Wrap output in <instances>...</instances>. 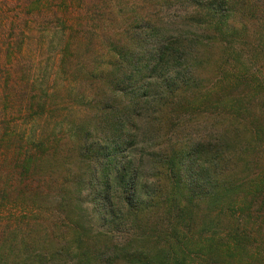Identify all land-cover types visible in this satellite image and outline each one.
<instances>
[{"label":"trees","instance_id":"obj_1","mask_svg":"<svg viewBox=\"0 0 264 264\" xmlns=\"http://www.w3.org/2000/svg\"><path fill=\"white\" fill-rule=\"evenodd\" d=\"M232 2L239 11L249 5L0 0V117L15 122L0 126V200L25 214L0 243V264H59L51 262L66 254L64 237L53 236V252L49 240L40 246L51 228L76 245V264H169L170 249L137 244V234H123L125 243L106 235L92 249V218L79 207L88 192L101 199L96 208L105 221L117 202L136 221L157 198L174 227L191 228L198 209L209 205L225 210L223 192L236 194L245 184L246 171L237 165L246 148L242 134L238 128L193 133L196 121L186 115L206 69L202 54L221 42L216 37L236 12ZM30 208L53 217L40 215L35 224ZM190 228L192 234L177 228L173 234L182 253L190 246L217 250L204 244L202 226ZM237 248L226 246L229 257Z\"/></svg>","mask_w":264,"mask_h":264},{"label":"rangeland","instance_id":"obj_2","mask_svg":"<svg viewBox=\"0 0 264 264\" xmlns=\"http://www.w3.org/2000/svg\"><path fill=\"white\" fill-rule=\"evenodd\" d=\"M248 4V7L239 11L240 6L231 3L230 6L233 5L236 12H232L233 15L224 24V32L216 37L217 41L221 39V42L204 50L202 56L207 65L203 80L201 85H198L199 89L192 91L188 98L190 101L189 114L186 116L196 121L193 123V133L205 132V129H220L225 132L228 129L235 131V128H238L239 133L242 134L240 144L243 148L246 147L237 164L243 166L242 171H246L242 174L246 177L245 184L236 194L230 191L223 192L225 200L223 203H228L225 205L227 206L225 210L211 205L198 209L197 215L200 219H196V223L191 227L196 229L202 226L199 230V233H204L201 236L204 240L202 241L204 244L216 245L217 250L205 254V252L191 250L190 246L183 251L187 256L185 262H182L183 253L178 248L181 244L173 234L176 233L175 228L182 233L190 232L191 234L192 229L188 227L190 231L182 224L176 227L172 224L168 225L167 222L171 220L170 213L166 212V205L163 202L162 206L159 204V198L155 201L156 205L146 210L144 214H139L136 221H131L133 218L131 213L127 214L128 209L122 202L119 208L117 202L113 209L108 211L106 219L111 221H105L102 212L97 211L96 208L101 199L93 192L91 195L88 192V195L86 193L80 196L79 207L82 214H88L92 218L89 225L93 229H89L91 241L88 243L90 246L94 244L92 249L106 235L113 236L114 242L125 243L122 239L123 234L127 236L137 234L140 238L137 244H145L146 247L152 245L157 252L170 249L172 256L169 264H176L178 261V264H264V0H254ZM211 40L214 41L213 37ZM51 54L49 52L46 56ZM6 109L13 110L11 105ZM3 118V116L0 117V122L6 124L0 123L1 127L15 124L14 119L2 120ZM18 129L22 127L19 125ZM177 130L181 129L177 127ZM245 165H250V169H246ZM156 195H159V191H156ZM160 195V198H163L162 192ZM87 201H90L89 204ZM16 207L10 203L3 204L0 200V243H3L2 246L8 238L6 235L15 228L14 225L19 219L25 216L23 211ZM26 214L35 224L37 223L35 220H39L40 215L44 219L50 218L48 216L51 215L50 212L41 214L33 208H30ZM126 216L129 219L125 220ZM76 218L81 224H85L80 216ZM203 219L206 222L205 229ZM48 228L49 226H47V231ZM52 230L53 228L47 232L46 240L44 239L45 242L41 240L40 246L43 249L47 248L46 244L49 240L51 241L49 247L53 252L55 251L54 244H56L52 241V238L55 239L53 236L61 239L64 237L59 244H65L67 252L62 260L57 259L51 263L76 264L78 250L75 244L68 241L69 235L65 237V234L55 233ZM149 231L154 235L151 240H146L145 236L149 233L144 234V232ZM38 236L39 233L36 234L37 239ZM212 237L214 241L211 240ZM184 242L188 246L191 243L189 239L188 241L185 239ZM230 244H236L238 248L233 250L229 257L226 246ZM83 247L86 246L83 245ZM92 249L91 251H94Z\"/></svg>","mask_w":264,"mask_h":264}]
</instances>
